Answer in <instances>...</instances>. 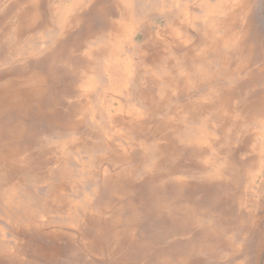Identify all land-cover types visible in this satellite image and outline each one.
Returning a JSON list of instances; mask_svg holds the SVG:
<instances>
[{
  "label": "rangeland",
  "instance_id": "rangeland-1",
  "mask_svg": "<svg viewBox=\"0 0 264 264\" xmlns=\"http://www.w3.org/2000/svg\"><path fill=\"white\" fill-rule=\"evenodd\" d=\"M164 1L131 0L130 10L135 18L142 19L172 12L168 21L178 33L177 40L170 41L168 26L155 30L165 25V18L159 16L150 19L154 29L145 40L141 33L136 44V33H130L120 50L110 55L101 53L108 30L102 26L94 4L84 10V19L65 35L61 33L59 17L52 14L58 0L41 2L39 22L25 28L11 13L8 16L13 0H0V27L6 28V34L0 35V264H160L157 257L164 256L177 243L175 254L180 251L188 264H217L220 260L219 264H225L222 261L232 254L228 244H241L243 230L229 229L226 234L237 233L239 239L232 242L227 238V244L210 248L203 256L199 254L196 263L187 255V246H199L203 242L200 234L177 230L187 209L200 219L196 228H202L209 217L207 213H228L231 217L254 207L261 217L258 241L264 238V125L250 115L253 101L260 100L257 94L262 84L260 78L245 81L254 66L249 70L243 66L240 74L232 73L227 78L225 72L219 73L213 82L221 92L230 86L236 92V115L232 124L226 125L230 134L224 139L217 131L211 132L223 138L215 153L206 152V158L213 162L202 163L194 147L179 139L188 131L197 135L201 117L195 115L206 116L210 124L218 122L210 115V108L206 109L212 108L211 103L199 109L204 113L191 114L188 108L189 102L204 96L213 86L186 95L188 84L199 78L194 68L212 72L223 66L213 54L202 53L209 33L204 21L211 23L207 15L213 8L219 9L221 14L213 17L218 21L223 20L224 13L234 12L239 22H234L232 33L223 37L235 47L247 29L244 45L253 46L255 54L253 51L250 55L255 59L260 38H264V0H209V10L198 0H166L167 6ZM222 3H231L235 9L221 8ZM244 11L249 13L248 18ZM180 12L192 23L188 24L184 16L182 23L175 24ZM106 14L117 18L111 11ZM19 28L24 31L14 39L13 33ZM101 28L105 29L103 35L98 33ZM89 29L96 33L94 37L76 48L82 33ZM114 58L125 60L129 72L122 71L123 64L116 69L109 66ZM230 58L235 65L232 62L229 68L234 70L239 58ZM245 58L242 56L243 61ZM92 60L96 62L93 67ZM31 74L46 79L41 84H31ZM165 75L175 80L169 82ZM260 76L264 77V71ZM251 91H255L254 97H246ZM14 92L21 93L23 100L14 102ZM130 111L136 114L129 115ZM172 142L177 148L173 155ZM176 163L183 170L170 175ZM216 171L220 175H213ZM176 176L184 181L180 183ZM212 197L216 205L208 204ZM241 199L246 204L242 210L238 208ZM150 235L156 236L152 243ZM258 241L253 243L255 248L263 240ZM130 243H135L134 247ZM146 243L152 246H143ZM212 254H218L215 260L210 258ZM254 264H264V244Z\"/></svg>",
  "mask_w": 264,
  "mask_h": 264
},
{
  "label": "bare ground",
  "instance_id": "bare-ground-1",
  "mask_svg": "<svg viewBox=\"0 0 264 264\" xmlns=\"http://www.w3.org/2000/svg\"><path fill=\"white\" fill-rule=\"evenodd\" d=\"M44 0H13V4L14 6L7 11L8 12V16L11 13L12 17H15L16 19H18V23L19 25H21L23 28L29 26V25H33L35 23H38L40 18H41V13H40V7H41V2H43ZM59 2L53 4L52 6V14L54 16L59 17L60 20V27L62 30V34L67 33V31H70L72 26H76L80 23V20L84 19L83 14H86V8L87 7H91L93 4L96 7V12L99 14L100 18H101V24H103L102 26H105V29L108 30V34H106L107 40L106 43L104 44V46L101 49V53L103 54H110V55H115L114 53H116L117 51L120 50L122 44H124V42H126L129 38L130 33L132 32L131 27H129L127 22H132V25L134 23V26L136 27L137 24L134 22V15L132 14V10H130V4H131V0H58ZM65 1H67V4L62 5L61 3H64ZM145 1V0H144ZM173 1V0H172ZM184 1V0H182ZM197 1V0H196ZM96 2V4H95ZM151 2V0H150ZM158 2V1H157ZM166 2V0H165ZM170 2V1H169ZM174 2V1H173ZM205 2V1H204ZM207 2V1H206ZM205 2V3H206ZM253 2V1H252ZM137 3V2H135ZM143 3V2H142ZM180 3V2H179ZM188 3V1H187ZM186 3V4H187ZM192 4V3H191ZM190 4V5H191ZM202 4V2H201ZM210 4V3H209ZM193 5V4H192ZM199 5V4H198ZM11 6V5H10ZM171 6V4H170ZM232 6V5H231ZM137 7V6H136ZM194 7V6H193ZM197 7V6H196ZM211 7V6H210ZM83 9L82 11L80 9ZM182 8V7H181ZM204 8V6H203ZM221 8H227L226 5L222 4ZM230 8V6H229ZM140 9V8H139ZM201 9V8H200ZM210 8H208L209 10ZM235 9V8H234ZM45 10V9H44ZM80 10V12H79ZM85 10V11H84ZM194 10V9H193ZM219 9L217 8H213V12L210 11L209 16H212L210 18H213L214 16L218 17L219 14H221L220 11H218ZM225 10V9H223ZM92 10H89V13H92ZM112 12L114 15H116L117 18H109L107 16L106 13ZM237 11V10H236ZM88 12V11H87ZM139 12V11H138ZM137 12V13H138ZM223 13V12H222ZM180 17H176V20H179L178 22H176L175 24H179L182 23L183 18L186 15H182V13L180 12ZM192 14V13H190ZM253 14V13H252ZM257 14V13H256ZM193 15V14H192ZM197 15V14H196ZM201 15V14H200ZM199 15V16H200ZM231 18H230V16ZM254 15V14H253ZM110 16V15H109ZM205 16V15H204ZM223 20L218 19H211V23L209 22L208 24L206 23V21H204V28L208 30V34L205 36L206 39V46L203 47L202 49V53H204V55L209 52L211 54H213L214 59L219 61L221 60L222 63V67L221 68H216L213 69L212 72H210V70H199L198 68H194L193 71H195V75H198L199 78L196 81H192L191 84H188V91L186 90V95H194L196 92H198L200 90L201 87L207 86V87H212V89H210L207 93L204 94V96L200 97L199 99H194L193 101L189 102V113L191 114H196L199 112L204 113V110H199L202 109L204 107L205 104H210L212 105L211 107H206V109L210 108V115H212L213 117H216V119H218L217 123H208V119H206V116L203 117V115H195V116H199L201 117L199 124L197 125V135H192L190 133V131H188V134L184 135L183 137H179L180 141L182 144H184L185 142L192 145L194 147V153L196 155H198L201 159V162L204 164L209 163V161H211L210 158H206L207 151H210L212 153H215L216 148H219V144L221 143L222 139L229 135L230 130L228 131V129L226 128V125H231L232 124V120L234 115H230V98L231 95H229V90L230 87L227 91L223 90V92H221V95L223 94V96L220 98L216 95L215 91H218L219 87L216 88V86L214 85L213 82H215V79L218 77L219 73L225 72L226 74V78L228 77L227 75H232V73L234 74H240L241 73V69L243 68V66L246 65V61L242 60V56L244 57V55L247 57V59L249 60L248 55L247 54L248 50H252L254 49L252 45L249 46H245L244 42L247 38V33L249 32L247 29L244 30V32L242 33V38H241V42L240 43H235V47L232 45H229L227 41H229V39L224 38V35L230 34L232 33V24L236 21L239 22V20H236V15L234 12H230V13H224L223 15ZM234 17V18H233ZM201 18V17H200ZM254 18V17H253ZM92 19V18H90ZM188 19V18H187ZM1 20V19H0ZM29 21V22H23V21ZM196 20V19H195ZM200 20V19H199ZM198 20V21H199ZM21 21V22H20ZM75 21V23H73ZM202 21V20H201ZM241 22V21H240ZM1 23V22H0ZM187 23V22H186ZM185 23V24H186ZM254 23V21H253ZM190 24V23H189ZM49 25V24H48ZM9 26V25H8ZM201 26V25H200ZM259 26V25H258ZM174 27V26H173ZM172 27V36L170 41L174 42L175 40H177L178 37V33L175 32V29ZM5 28V26H4ZM3 27H0V35H4L6 34V28L4 29ZM8 29V28H7ZM105 29L101 28V30L98 32L100 34L103 35V33H105ZM255 29V28H254ZM92 29L87 30L86 32L82 33L81 39L80 41H78L75 44L76 48H79L81 46H83L87 40L92 39V37H94V35L96 34L95 32L91 31ZM185 30V29H184ZM202 30V29H201ZM23 29H17L15 30V33H13L14 35V39H17L18 35L23 33ZM199 31V30H198ZM220 31L223 32L220 34ZM257 31V30H256ZM240 32V31H239ZM256 33V32H255ZM263 33V30H262ZM17 34V36H16ZM147 34V33H145ZM219 34V35H218ZM264 34V33H263ZM139 35V34H138ZM191 35V34H190ZM200 36V35H199ZM238 36V35H237ZM139 37V36H137ZM145 37V36H144ZM193 37V36H192ZM201 37V36H200ZM195 38V37H194ZM240 38V37H239ZM249 38V37H248ZM199 39V38H198ZM264 40V38H262ZM199 41V40H198ZM202 41V40H201ZM200 41V43H201ZM261 41V38H260ZM239 42V41H238ZM199 43V44H200ZM203 43V42H202ZM198 44V45H199ZM252 44V43H251ZM229 45V46H227ZM240 46V47H239ZM258 47V46H257ZM234 49L235 51H231V49ZM262 48V47H261ZM257 49V48H256ZM264 49V48H263ZM145 50V49H144ZM151 50V49H150ZM238 51V52H237ZM244 51V53H243ZM254 51V50H253ZM252 51V52H253ZM258 51V50H257ZM256 51V52H257ZM259 52V51H258ZM202 53H196L195 55L200 57L202 56ZM189 54V52H188ZM255 54V51H254ZM253 54V55H254ZM30 55H32V53H30ZM191 55V54H189ZM234 55V58L238 59V62L236 61L237 64V68L234 70H230L229 66H231L232 62L234 61L233 59L230 58V56ZM260 56V55H259ZM203 57V56H202ZM262 57V55H261ZM221 58V59H220ZM257 58V57H256ZM255 58V59H256ZM51 59V58H50ZM246 59V58H245ZM260 59V57H259ZM43 60V59H42ZM47 60V59H46ZM188 60V59H187ZM254 60V59H253ZM255 61V60H254ZM260 61V60H257ZM91 65L92 67L95 65L96 62H94L93 60L91 61ZM128 62V61H126ZM248 62V61H247ZM264 62V61H263ZM235 65V62H233ZM52 64V63H51ZM188 64V63H186ZM255 64V62H254ZM39 65V64H38ZM122 65V62L120 59L118 58H114L111 61V64L109 66H113L115 69L119 66ZM126 64L122 65V71L123 72H129V67L126 66ZM108 66V67H109ZM261 67V65H260ZM229 68V70H228ZM248 68V67H247ZM257 69V68H254ZM263 69V67L261 68ZM254 71V70H253ZM176 73H179V71H176ZM174 73V75L176 74ZM23 75V74H22ZM259 76V75H258ZM255 77V75H254ZM260 77V76H259ZM165 78H167V81L169 82H173V80L175 79H171V76L169 77L168 75H165ZM257 78V77H256ZM45 77L39 74H31L28 76V81L29 83L33 84V81L35 84H41L45 81ZM187 80V78H185ZM259 79V78H258ZM3 80V79H2ZM18 81V80H17ZM16 81V82H17ZM241 82V81H240ZM2 83V82H1ZM12 84H14L15 82H11ZM180 83V82H179ZM245 83V82H244ZM259 83V82H258ZM172 84V83H171ZM237 84V83H236ZM235 84V85H236ZM255 84V83H254ZM10 84L7 83V86H9ZM181 85V84H180ZM165 86H168V83L166 82ZM86 90V89H85ZM240 91V89H237ZM182 91V90H181ZM236 93V92H235ZM257 93V92H256ZM151 94V93H150ZM28 95V94H27ZM208 95V96H206ZM251 95V93H248L247 96ZM259 94H257L258 96ZM246 96V97H247ZM253 96V95H252ZM152 97V96H151ZM166 97V96H165ZM163 97V98H165ZM240 97V96H239ZM238 97V98H239ZM250 97V96H249ZM254 97V96H253ZM259 97V96H258ZM261 98L264 99L263 96L260 95ZM15 99L14 102H18L19 100H23L22 98V94L21 93H13L12 99ZM232 99V98H231ZM241 99V98H240ZM258 99V98H257ZM211 101V102H210ZM258 101V100H257ZM205 103V104H204ZM217 103V106H215ZM243 103V102H242ZM201 104V105H199ZM215 104V105H214ZM257 104V103H256ZM246 108H248V103L244 104ZM185 106V105H184ZM198 106V107H197ZM251 106V105H250ZM214 113H213V109ZM264 107V106H263ZM262 107V108H263ZM255 108V106H254ZM247 110V109H246ZM251 110V109H249ZM260 110V109H259ZM258 110V111H259ZM233 111V110H232ZM264 112V110H263ZM260 113V112H259ZM61 114V113H60ZM135 111L131 113V111L129 112V115H135ZM248 114V113H247ZM249 115V114H248ZM264 115V114H263ZM194 116V115H192ZM8 118V117H7ZM149 118V117H148ZM147 118V119H148ZM9 119V118H8ZM15 119V118H14ZM21 119V117H20ZM25 121V120H24ZM118 121V120H117ZM143 121V120H142ZM146 121V120H145ZM248 121V120H247ZM152 122V121H151ZM250 122V121H248ZM26 123V122H25ZM146 123V122H145ZM1 124V123H0ZM138 124V123H137ZM150 124V122L148 123ZM47 127V126H46ZM57 127V126H56ZM61 128V127H60ZM52 129V128H51ZM159 129V128H158ZM211 129V130H210ZM161 130V129H160ZM145 131V130H143ZM212 131H217L219 133V135L223 136V138H218L214 133H211ZM158 134V131H155ZM154 132V133H155ZM32 136V135H31ZM119 136V135H117ZM108 141V140H107ZM21 143V142H20ZM172 148H170L171 150V154H175V151L177 148H175L174 146V142ZM110 145V144H109ZM115 147V145H114ZM3 148V147H2ZM22 148V147H20ZM117 148V147H116ZM2 150V149H1ZM5 150V149H4ZM30 150V149H29ZM108 150V149H107ZM227 151H229V149H226ZM184 151V150H183ZM179 152V151H178ZM223 152V151H222ZM232 152V151H230ZM21 153V152H20ZM232 155V154H231ZM123 156V155H122ZM234 157V156H233ZM237 158V157H236ZM235 158V159H236ZM184 159V158H182ZM189 159V158H188ZM138 160L139 159H135ZM170 161V160H169ZM185 161V160H184ZM213 162V160L211 161ZM248 162V161H247ZM134 163V162H133ZM188 163V162H187ZM197 163V162H195ZM194 163V164H195ZM139 164V163H138ZM171 164V163H170ZM182 164V163H181ZM232 164V163H231ZM135 165V164H134ZM185 165V164H184ZM244 166V165H243ZM31 167V166H30ZM38 167V166H37ZM205 167V166H203ZM136 168V167H135ZM169 168V167H168ZM181 170H183V168L179 165L173 167L171 169V171L169 172L170 175H174L178 172H180ZM200 170V169H199ZM36 174V173H35ZM211 175V174H210ZM213 175L218 176L220 175V171H216V173H214ZM212 175V176H213ZM37 176V175H36ZM175 176V175H174ZM243 176V175H242ZM101 177V176H100ZM176 180L179 181L180 183L182 181H184V179H180V177L176 176ZM238 178V177H237ZM37 179V178H36ZM236 179V178H235ZM38 180V179H37ZM36 180V181H37ZM156 180V179H155ZM30 181V180H29ZM34 181V180H33ZM35 181V182H36ZM95 181V180H94ZM101 182V181H100ZM3 185V184H2ZM5 186V185H4ZM124 187V186H123ZM135 187V186H134ZM133 187V188H134ZM121 189V188H120ZM131 189V188H130ZM5 190V189H3ZM120 191V190H119ZM142 191V190H141ZM170 191V190H169ZM1 192V190H0ZM5 192V191H4ZM201 192V191H200ZM176 193V192H175ZM136 194V193H135ZM134 194V195H135ZM168 194V193H167ZM233 194V193H232ZM194 196V195H193ZM200 196V195H198ZM174 197V196H173ZM171 198V197H170ZM219 198V197H218ZM187 200V199H186ZM115 201V200H114ZM181 201V200H180ZM183 201V200H182ZM232 201V200H231ZM98 201H96L95 203H97ZM136 202H139L138 200H136ZM174 202V201H173ZM186 202V201H185ZM189 202V201H188ZM221 202V201H220ZM235 202V201H234ZM239 205L238 208H240V210L244 209L246 207L245 201L244 200H239ZM204 204V202H203ZM209 205H216L217 202L214 200V198H210L208 201ZM95 205V204H94ZM206 205V203L204 204ZM134 206V205H133ZM232 206V205H231ZM123 207V206H122ZM146 207V206H145ZM151 207V206H150ZM230 207V206H229ZM149 208V207H148ZM223 209V208H222ZM227 210V208H225ZM234 209V208H233ZM237 209V208H236ZM127 210V209H126ZM129 210V209H128ZM127 212L129 213L130 210ZM173 210V209H172ZM221 210V209H220ZM219 210V211H220ZM256 208H252L251 209H247V210H242L239 212H235L233 214H231V217H229L230 214L228 213H223V214H216V213H207V216H209L206 219V225L202 228H196L198 227V225L200 224V219H196L198 218V216L194 213V211L192 210H185V216H183V221L182 219H179L181 222L178 223L177 226V230L178 232L182 233V234H187L189 232L192 231H196L200 234V238L202 239L203 242L200 243L199 246H191L188 245L187 246V250H188V256H191V258L193 259L194 262H198L196 261L197 258H199V256H203L205 253L210 251V248L214 249L219 246V245H225L227 243H225V240L227 238H231V241L234 242V238H237V233L233 234L232 236H230L229 234H226V232L229 231V229L231 230H238V228L240 230H243V235H242V240L243 242L241 244H228L229 246H231V250H232V254L228 257L227 261H222L225 264H254L255 260H259L261 251H262V247L264 244V238L258 241V237L260 235V233H258V225L260 223V219L261 217L256 214L254 211H256ZM125 211V209H124ZM125 214V212H124ZM130 214V213H129ZM96 215V213H95ZM127 215V214H126ZM264 215V214H263ZM125 217V215H123ZM129 216V215H128ZM146 216V215H145ZM163 216V215H162ZM92 217V216H91ZM116 217V216H115ZM169 219V218H168ZM88 220V219H87ZM90 220V217H89ZM88 220V221H89ZM126 220V219H125ZM172 220V219H171ZM90 222V221H89ZM125 222V221H124ZM155 222V221H154ZM122 223V222H121ZM151 223V222H150ZM86 224V223H85ZM142 224V223H141ZM84 225V224H83ZM121 225V224H120ZM124 225V224H123ZM154 225V224H153ZM240 226V227H239ZM140 227V226H139ZM148 228V227H147ZM136 229V228H135ZM22 230V229H21ZM44 230V229H43ZM48 231V230H47ZM29 232V231H28ZM137 232V231H136ZM142 232V231H141ZM140 232V233H141ZM145 233V231H143ZM230 232V231H229ZM41 233V232H40ZM148 233V231H147ZM19 234V233H18ZM24 234V232H23ZM42 234V233H41ZM44 234V233H43ZM46 234V233H45ZM25 235V234H24ZM56 235V234H55ZM89 235V234H88ZM156 235V234H155ZM193 235V234H192ZM50 236V235H49ZM75 236V235H74ZM146 236V235H145ZM152 235L149 236V242H153L155 240V237H151ZM159 236V235H158ZM241 236V235H240ZM61 237V236H60ZM63 237V236H62ZM67 237V234H66ZM264 237V236H263ZM56 238V236H55ZM86 238V237H85ZM141 238V237H140ZM46 239V238H45ZM54 239V238H52ZM51 239V240H52ZM62 239V238H60ZM81 239V238H80ZM110 239V238H109ZM137 239V238H135ZM144 239V238H143ZM158 239V238H156ZM191 239V238H190ZM239 239V238H237ZM50 240V238H49ZM55 240V239H54ZM63 240V239H62ZM92 240V239H91ZM263 240V241H262ZM56 241V240H55ZM124 241V240H123ZM195 241V240H194ZM201 241V240H200ZM255 241H258L262 243L255 248V246L253 245V243ZM26 242V241H25ZM28 242V241H27ZM94 242V241H93ZM128 242V241H127ZM158 242V241H157ZM164 242V241H163ZM199 242V241H198ZM121 243V242H120ZM124 243V242H123ZM126 243V241H125ZM151 243H146L143 246L145 247H151L152 244ZM27 244V243H26ZM98 244V243H97ZM131 247H134L135 243H130ZM178 244V243H177ZM177 244L173 245L171 248H169L166 252V254L162 257H157L158 261L160 264H188V261H185L181 256H180V251L176 252L177 249ZM198 244V243H197ZM93 245V244H92ZM129 245V244H128ZM161 245V244H160ZM51 246V245H50ZM55 246V243H54ZM94 246V245H93ZM99 246V244H98ZM27 247V246H26ZM30 247V246H28ZM45 247V246H44ZM43 247V248H44ZM97 247V246H96ZM227 247V246H226ZM42 248V247H41ZM42 248V249H43ZM57 248V247H56ZM60 248V247H59ZM93 248V247H92ZM101 248V247H100ZM256 249L255 251L251 250V249ZM20 249V248H19ZM24 249V247H23ZM62 249V248H61ZM225 249V248H224ZM22 250V249H21ZM58 250V249H56ZM63 250V249H62ZM74 250V249H73ZM96 250V249H95ZM94 250V251H95ZM98 250V249H97ZM118 250V249H117ZM44 251V250H43ZM75 251V250H74ZM223 251V249H222ZM19 252V250H18ZM26 252V251H25ZM40 252V251H39ZM29 253V252H28ZM30 253H31V249H30ZM43 253V252H42ZM41 253V254H42ZM57 253V252H56ZM61 253V252H60ZM230 253V251L228 252ZM40 254V253H39ZM44 254V253H43ZM200 254V255H199ZM227 254V253H226ZM29 255V254H27ZM45 255V254H44ZM53 255V254H52ZM55 255V254H54ZM90 255V254H89ZM97 255V254H96ZM173 255H175L174 259H173ZM218 254H212L210 255V258H212L213 260H215ZM220 256H222V254H220ZM31 257V256H30ZM34 257V256H32ZM44 258V256H43ZM121 258V257H120ZM151 258V256L149 257ZM154 258V257H153ZM156 259V258H155ZM35 260V259H34ZM39 261V260H38ZM41 261V260H40ZM64 262V261H63ZM69 262V261H68ZM203 263V261H201ZM220 261H218L217 264H219ZM111 263V262H110ZM48 264V263H47ZM62 264V263H61ZM125 264H133L132 261H127ZM153 264V263H152ZM156 264V263H154Z\"/></svg>",
  "mask_w": 264,
  "mask_h": 264
},
{
  "label": "crops",
  "instance_id": "crops-1",
  "mask_svg": "<svg viewBox=\"0 0 264 264\" xmlns=\"http://www.w3.org/2000/svg\"><path fill=\"white\" fill-rule=\"evenodd\" d=\"M206 3H205V2ZM244 2H245V0H243ZM249 1V3H252V0H248ZM201 2H202V6H204V7H207V8H209L211 5L209 4L210 2H209V0H198V3L199 4H201ZM235 2V0H232V3H234ZM172 4V3H171ZM222 4H224V5H226L227 7H229V6H231V7H233L234 8V5L233 4H229V3H222ZM222 4H220L221 6H222ZM167 6V3H165V1H164V6ZM248 6H250L249 4H247ZM167 8V7H166ZM170 8H171V10H173L172 8H173V5H171L170 6ZM247 12L249 11V7H247ZM241 12H242V10H241ZM210 14V13H209ZM209 14L207 15V19H208V21H211V18L210 17H212V16H209ZM249 14V13H248ZM248 14L244 11V15L246 16V18H248ZM159 16H162L163 18H165V25H159V26H157L156 28H155V30L157 31H161L162 30V26H168V27H170V39H171V36H172V27H173V25H169V21H170V18L173 16L172 15V12L171 13H167V11H166V13H165V15H161L160 13H159V15H156V16H154L153 18L151 17L150 19L152 20H154V19H157ZM238 17H239V15H238ZM150 19H147V18H145V19H142V18H134V22L137 24V26L135 27L134 26V23H133V25H132V22H127L128 23V25H129V27H131V30H132V32L131 33H133V32H135L136 34H134L135 35V37H134V40L136 41V44L138 43V41H137V36H139L138 34H141V33H143V40H145L146 39V37L148 36V35H150L151 33H152V31H153V29H154V25L153 24H155V23H153V24H151V20ZM168 19H169V21H168ZM136 20H138V21H136ZM247 21V20H246ZM172 23V22H171ZM191 24L192 23V21L191 20H189L188 19V24ZM145 33H147V34H145ZM157 33H159V32H156V34ZM155 34V33H154ZM145 36V37H144ZM132 45H135V44H132ZM262 47V48H261ZM264 40L263 39H261V44H260V46L257 48L258 49V57H257V59H254L255 60V64H254V60H253V58H252V56L251 55H248V56H250L249 57V60L247 59V57H246V70H249V68L251 67V66H254V68H257V69H253L254 71H252V69H250L249 70V74H247V77H246V79H245V81L247 82L248 80L249 81H253L254 80V78H260L261 80H258L261 84H262V87L260 88L261 89V91L260 92H258L259 93V97H260V95L261 96H263L264 97V77H262V76H260V74L262 73V71H264ZM256 49V50H257ZM252 51H253V49L252 50H248V52H247V54H251L252 53ZM194 54H196L195 52L193 53V55ZM257 54V53H256ZM260 55V56H259ZM261 55H262V57H261ZM259 57H260V59H259ZM257 60H260V61H257ZM125 61V60H124ZM123 60L121 61L122 62V64H124L123 62H124ZM248 61V62H247ZM260 65H261V67H260ZM248 67V68H247ZM263 67V69H261ZM254 75H255V77H254ZM260 77H259V76ZM257 85V84H256ZM234 86H236L235 84H234ZM217 87H220V86H216V88ZM257 87H258V85H257ZM254 90V89H253ZM216 92V95L220 98V95H221V91H220V89H218V91H215ZM254 92L255 91H251V92H248V93H251V95H249L250 97L254 94ZM229 95H231V97H229L230 98V115H236L235 113H236V109H235V107H236V93H235V87H232V86H230V90H229ZM249 96H247V97H249ZM232 98V99H231ZM259 101V102H258ZM255 100V101H253V103H252V107H253V111L252 112H250V115H252L251 117L252 118H255L256 120H259L261 123H262V125H264V112H263V110H264V99L263 98H261L260 97V100ZM257 103V104H256ZM254 106H255V108H254ZM263 107V108H262ZM260 109V110H259ZM233 110V111H232ZM259 110V111H258ZM260 112V113H259ZM254 115V116H253ZM257 115H259V116H257Z\"/></svg>",
  "mask_w": 264,
  "mask_h": 264
}]
</instances>
